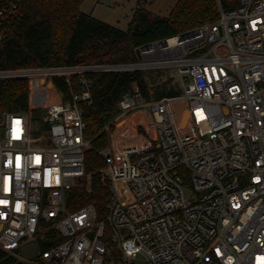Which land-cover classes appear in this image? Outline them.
<instances>
[{
  "label": "built area",
  "instance_id": "2783aa9c",
  "mask_svg": "<svg viewBox=\"0 0 264 264\" xmlns=\"http://www.w3.org/2000/svg\"><path fill=\"white\" fill-rule=\"evenodd\" d=\"M19 1L0 2V40ZM219 13L139 47L135 60L0 67V80L31 84L30 109L0 116L1 251L23 264H137L140 254L141 264H264V0ZM169 66L183 94L148 101L135 83L119 101L112 123L149 106L153 125H137L144 132L135 128L128 147L117 126L100 151L112 193L105 216L93 204L70 210L91 147L81 108L92 100L89 74ZM57 76L78 77L81 90L64 101ZM51 92L35 137L32 97ZM41 237L48 247L21 252Z\"/></svg>",
  "mask_w": 264,
  "mask_h": 264
},
{
  "label": "trees",
  "instance_id": "16d2710c",
  "mask_svg": "<svg viewBox=\"0 0 264 264\" xmlns=\"http://www.w3.org/2000/svg\"><path fill=\"white\" fill-rule=\"evenodd\" d=\"M83 1L20 0L0 40V67L135 60L139 47L216 20L220 5L229 10L240 4V0H178L170 14L163 16L146 8L144 0H138L128 27L123 29L83 12ZM89 78L92 100L82 102L81 108L91 147L85 153V175L70 192L69 208L77 211L93 204L103 218L112 193L107 161L100 151L109 146L110 134L115 130L112 121L120 113L119 101L135 83L146 97L157 92L149 88L144 70L95 72ZM54 82L64 101L81 90L78 77L68 82L57 76ZM164 84L157 87L163 88ZM167 94L175 96L179 91L172 87ZM30 107L27 80H0V116L8 111H28ZM42 113L41 109L33 110L34 117L45 126ZM138 121L133 118L119 122L116 138L123 146H130L132 140L125 138L135 133L132 128ZM40 245L42 249L49 246L44 244V237ZM0 264L23 263L0 250Z\"/></svg>",
  "mask_w": 264,
  "mask_h": 264
},
{
  "label": "rangeland",
  "instance_id": "374dc122",
  "mask_svg": "<svg viewBox=\"0 0 264 264\" xmlns=\"http://www.w3.org/2000/svg\"><path fill=\"white\" fill-rule=\"evenodd\" d=\"M177 1L178 0H144L143 4L145 5L146 8L153 11L154 13L167 16L170 14L171 10L174 8ZM137 3H138V0H84L80 8L83 12L90 13L94 15L95 17L107 23H110V24L119 26L123 29H126L134 14V10L137 6ZM144 71L147 76V83H148L149 88H153L151 89L152 93L157 92L155 94L150 95V97L145 96L148 101L160 99L162 97H170V96H167L169 95L167 93H169L172 87L175 90L179 91V95L183 94L184 82L178 73L177 67L169 66L165 68H154L151 70H144ZM22 80H25V79H22ZM190 80L191 79H188L187 81H190ZM27 81L29 83V86H31L30 81L29 80ZM159 83L161 84L165 83L162 86L163 88L159 89L157 87ZM56 96L57 95L54 96V93L51 92L50 97L47 96L46 98L40 100V99H37V97L35 96V97H32V101L34 99L33 103L35 102L34 105L37 110H40V109L43 110L44 107L48 103H50L51 100L55 99ZM149 109L150 107L148 106L146 110H149ZM34 119H35L34 136L36 137L37 136L36 127L40 123L37 122L39 120H37L35 117ZM116 123L118 122L116 121ZM149 124H152V117H151ZM114 126L116 130L117 126L119 125L114 124ZM140 128L141 127L138 128V133L144 132L143 129L142 128L140 129ZM114 131L110 134V137H109L110 146H113ZM150 133H153L152 129H150ZM137 135H138L137 132L130 135L129 136L130 140L136 139L138 137ZM185 190H186V193L190 195L192 189L189 187H186ZM145 261H146L145 256L140 254L135 262L137 264H141Z\"/></svg>",
  "mask_w": 264,
  "mask_h": 264
},
{
  "label": "crops",
  "instance_id": "0c3cea01",
  "mask_svg": "<svg viewBox=\"0 0 264 264\" xmlns=\"http://www.w3.org/2000/svg\"><path fill=\"white\" fill-rule=\"evenodd\" d=\"M151 113L146 110V109H141V110H138L134 113H132L130 116H128V118L126 119L128 122H130L133 118H138V122L134 124L133 128L135 130V128L137 127V125L139 124H142L144 123L142 126H145V125H149L150 123V120H151ZM142 128V127H141ZM140 128V129H141ZM143 129V128H142ZM136 131H138V129L136 128ZM135 131V132H136ZM144 131V129H143Z\"/></svg>",
  "mask_w": 264,
  "mask_h": 264
},
{
  "label": "water",
  "instance_id": "95a60500",
  "mask_svg": "<svg viewBox=\"0 0 264 264\" xmlns=\"http://www.w3.org/2000/svg\"><path fill=\"white\" fill-rule=\"evenodd\" d=\"M137 54H138V56L140 55L139 49L137 50ZM186 115H188V112H186L184 115V119H183L184 123L186 122V120H185ZM40 248H41V245H40L39 241L37 240V241H33L31 243L24 245L21 249V252L23 254H27L30 257H34L36 255V253L40 250Z\"/></svg>",
  "mask_w": 264,
  "mask_h": 264
},
{
  "label": "snow or ice",
  "instance_id": "6c2138e0",
  "mask_svg": "<svg viewBox=\"0 0 264 264\" xmlns=\"http://www.w3.org/2000/svg\"><path fill=\"white\" fill-rule=\"evenodd\" d=\"M39 157H37V161L39 162ZM10 179V178H9ZM7 190V189H6ZM0 204H7V201L6 200H0ZM19 208H20V206H19V204H17V211H19Z\"/></svg>",
  "mask_w": 264,
  "mask_h": 264
},
{
  "label": "bare ground",
  "instance_id": "6f19581e",
  "mask_svg": "<svg viewBox=\"0 0 264 264\" xmlns=\"http://www.w3.org/2000/svg\"><path fill=\"white\" fill-rule=\"evenodd\" d=\"M171 42H175V39H172ZM187 118H188V115L185 116V120H187Z\"/></svg>",
  "mask_w": 264,
  "mask_h": 264
}]
</instances>
